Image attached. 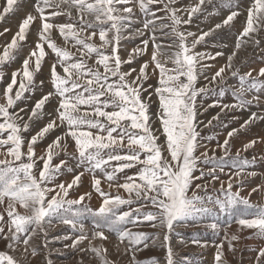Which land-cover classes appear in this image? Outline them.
Masks as SVG:
<instances>
[{"label": "snow or ice", "instance_id": "obj_1", "mask_svg": "<svg viewBox=\"0 0 264 264\" xmlns=\"http://www.w3.org/2000/svg\"><path fill=\"white\" fill-rule=\"evenodd\" d=\"M22 5L31 10L0 45V264H38L45 253L44 264H53L49 244L61 240L64 251L79 256L75 264H116L111 255L148 264L137 254L157 243L166 250L164 264H189L187 257L177 259L172 245L177 226L210 220L204 227L219 232L221 214L234 218L236 232L225 231L219 243L191 240L216 249L214 264H226L225 243L235 253L241 240L264 242V202L249 199L256 193L264 200V183L241 194L258 175L248 170L257 158L242 152L264 145V136L232 151L243 130L264 122V112L250 111L264 105V67L242 72L237 63L242 49L264 44V0H3L0 22ZM220 9L227 11L212 27L186 30L194 18L218 16ZM237 21L234 47L213 72L211 62L225 57L228 45L214 53L198 46L236 30ZM10 31L4 28L0 37ZM126 42L135 46L122 56ZM50 55L47 79L37 80ZM17 61L9 77L5 69ZM153 78L156 83L149 84ZM230 78L237 83L229 85ZM200 79L206 83L197 87ZM229 93L234 102L225 103ZM211 108L220 111L206 123L199 120ZM233 111L250 115L209 148L206 142L216 136H203L201 124L227 128L223 117ZM66 174L72 178L61 179ZM85 175L91 190L73 196ZM94 195L95 209L88 203ZM89 218L91 229L85 226ZM144 225L163 232L145 231ZM65 226L69 232L50 239ZM245 231L251 234L243 236ZM177 242L188 243L182 237ZM254 251L253 264H264V246ZM150 264L160 261L152 257Z\"/></svg>", "mask_w": 264, "mask_h": 264}, {"label": "rangeland", "instance_id": "obj_2", "mask_svg": "<svg viewBox=\"0 0 264 264\" xmlns=\"http://www.w3.org/2000/svg\"><path fill=\"white\" fill-rule=\"evenodd\" d=\"M188 2L189 0H185L186 4ZM2 3H3V0H0V4ZM30 10L31 9L29 6L22 5V7L17 13L10 15L6 21L0 22V31H3L4 28L11 29V31L7 33L5 36L0 37V45H2L5 41H10L12 35H14V33L18 30V25L21 22L22 18ZM208 11L209 12L212 11L211 6H209ZM226 11H227L226 9H220V15L218 16L207 17V18L201 17L200 20H196L194 18L193 24L190 26H186V30L196 32L197 26H199V28L203 30H207L208 28L212 27L216 22H218L223 17V15L226 13ZM239 28H240V21H237L236 30H226L223 34H220L217 37L212 38V40L209 42V44L206 47L198 46V49L200 51H209V52L214 53L217 50H222L224 44L228 45V49L225 50V57L223 58L217 57L215 61L211 62L213 64V68H212L213 72L219 66L226 63V56L230 53L231 49L234 47L235 39L237 36V30ZM33 40H34V37L30 35L27 41L28 47L32 46ZM135 43H139V41L137 40ZM212 43L217 44L218 47L215 49L212 48L211 47ZM134 46L135 44L132 42L124 43V47L121 50V55L122 56L126 55L125 49L130 50ZM261 49H264V44L261 45ZM261 49H253L252 47H248L247 49L241 50V52L239 53L240 60L247 61L246 65L240 63V60L237 61V63L240 64L242 72L248 71L249 68L259 69L260 67H264V54H262ZM26 51H27V48H25V52ZM146 58L147 57H145V59ZM45 59H46V62L42 66V74H38L37 80L47 79L48 77L49 65L52 62V55H50L49 57H46ZM133 66H136V65H133ZM17 67H19V61L13 63L11 67H8L5 69L9 77H10V73L12 72V70ZM253 74L255 75V73ZM5 82H7V80ZM148 83L155 84L156 80L154 78L150 79ZM205 83L206 81H204L203 79H200L197 84V87L202 86ZM227 83L229 85H235L237 81L234 78H230ZM3 86H4L3 84H0V89H2ZM49 87L50 85H46L43 90H37L35 94L32 96L31 101H29L28 107L31 108L35 100L39 99L43 93L47 92ZM153 99H155V97ZM212 99L213 97H210L209 99L205 100L204 103L205 104L211 103ZM262 99H264V97H262ZM199 102L200 100L198 98V103ZM224 102L225 103L234 102L233 97L231 96L230 93L225 96ZM54 103L55 102H53V104ZM51 107L52 105H46V108L49 111L51 110ZM152 111L153 112L156 111L155 105H153ZM219 111H220L219 108H211L208 110V112L200 115L199 120L206 123L209 119L215 116L216 113ZM250 111L264 112V105H261L259 108L252 107ZM250 111H233V112L228 113L226 116L223 117V122L228 124L227 128L221 127V126H217L214 128H204L203 124H201L200 128H201L203 136H210L213 134H215L216 136V139L206 142L208 144V147L214 148L216 146L217 140L222 142L223 139L226 137L227 132L230 131L231 128L239 127V124L248 118V116L250 115ZM233 116L237 117L238 119L233 121L232 120ZM46 121H47V118H45L42 121L37 122L36 129L41 127L43 123H45ZM260 136H264V122L257 121L250 128L243 130L239 134V136L232 141L233 154L235 153L237 149L242 147V144L244 142H247L253 138L260 137ZM52 138L53 136H49L43 142H41L37 149L38 152H42L43 149L46 147L47 143H49ZM69 143L71 144V141ZM71 150L72 149L70 148L69 151ZM201 151H203V149H201ZM209 154L211 155V153ZM217 154L219 155V152ZM242 156L247 157L249 159H251L253 156L257 158V163L255 164V166L248 170L255 171L258 173V175L255 177H251L241 192L242 195L247 196L252 187H255L258 184L264 183V159H262L264 158V145L258 144L255 147V149H249L246 152H242ZM54 162H58V161H54ZM132 171H135V170L133 169L131 171H128L127 174L130 175ZM225 171L227 172L228 169H226ZM198 174L199 173H197V175ZM71 178H72L71 174H66L65 176L61 177V179H64V180H70ZM221 179L227 181V176L221 174ZM216 187H219V185L217 184ZM90 190H91L90 189V179L88 175H85L83 177L82 186L76 191H74L72 195L76 196L80 193L90 191ZM113 191H115V189H113ZM123 194L126 195V193H123ZM249 199L253 203L264 202V200H262V196L256 193H253L249 197ZM88 203H90L91 207L95 209L98 207L99 200L94 195L91 201ZM132 207H135V205H133ZM124 210H127V208L125 207ZM233 219H234L233 217L221 214L217 218V222L220 223L221 229H222L219 232H213L211 229H206L204 227L205 224L211 222L210 220H203L199 222L189 221L187 225L177 226L176 233L173 234V239H172V245L176 253L177 259L182 260L184 257H187L189 264H214V255H215L216 249L212 246H209L207 248H202L197 245H193L191 243V240L195 237V238L200 239L202 242L208 241L210 244L213 242L219 243L220 241L224 239L225 231L232 233L238 230V226L234 222H232ZM230 222H231V227L227 228L226 224ZM85 226L87 229L92 228L91 218L85 221ZM142 228L143 230L149 231V232L160 231L161 234L163 232V230H160V229H151L147 225L142 226ZM69 231L70 229L67 228L66 226L57 228L50 234V239H51V236L63 235ZM250 234H251L250 231H245L242 233L243 236H248ZM179 237H182L188 243L186 245L179 244L177 242ZM111 238L113 240L115 239L114 237H111ZM64 243L65 241L61 240V241H52L49 244V248L52 250L50 258L53 261V264H75V261L79 259L78 255H74L71 252L64 251ZM259 246H264V242H261L258 239L241 240L239 243L236 244L237 251L235 253H231L227 251V244L225 243L226 264H253L254 256H255L254 250ZM108 247H109V251L111 254L113 252L112 245L109 244ZM57 249L61 250L63 254H58L55 251ZM165 251H166L165 248L161 247L159 243H157L155 246H152L149 249H145L139 252L137 254V259H139L140 261L148 262V264H150L151 258L156 257L160 261V264H164ZM47 255L48 254L45 253L42 257L38 258V264H44V258L47 257ZM110 258L115 260L116 264H120L121 260L124 261V264H128L127 256L111 255Z\"/></svg>", "mask_w": 264, "mask_h": 264}]
</instances>
